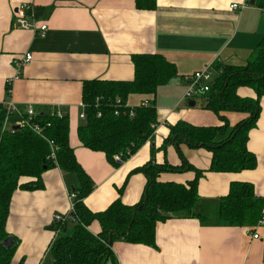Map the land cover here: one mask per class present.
Here are the masks:
<instances>
[{
    "label": "crops",
    "instance_id": "crops-1",
    "mask_svg": "<svg viewBox=\"0 0 264 264\" xmlns=\"http://www.w3.org/2000/svg\"><path fill=\"white\" fill-rule=\"evenodd\" d=\"M244 1L157 0L155 10H143L136 7V0H0V104L11 100L23 111L31 105L37 114L57 107L68 116L70 145L93 182L84 199L91 212H102L117 199L128 205L140 202L147 182L141 169L152 158V164L175 166L187 161L205 170L193 211L200 216L157 221L155 245L115 240L113 258L103 264H264V223L226 225L217 219L219 201L233 181L252 183L256 195L264 199V96L256 125L249 132L248 148L257 157L254 169L210 171L208 147L182 143L179 150L169 141L170 127L179 121L197 126L224 124L205 107L203 96L183 98L185 78L206 67L213 69L217 62L244 65L252 58L264 36V6L251 0L250 7L231 8ZM20 10L33 27L20 19ZM41 25L47 26L45 37L38 35ZM27 52L33 59L20 70L7 98L6 80L18 71L13 59ZM143 53L163 54L177 66L178 75L155 94L129 96L132 106L148 99L156 107L157 123L138 150L120 164L113 163L104 152L91 150L79 140L77 130L85 113L83 83L132 80V56ZM238 93L255 97L249 87H240ZM223 115L231 129L248 113L225 111ZM22 120L18 114L9 115L5 127L11 129ZM194 177V170L182 167L160 173L159 180L186 184ZM43 181L42 189H19L13 195L7 221L8 232L19 241L13 264H53L48 257L56 234L53 217L68 213L69 189L79 181L75 173L59 167L47 170ZM98 223L95 220L89 226L94 234L100 230ZM68 224L73 226L72 221Z\"/></svg>",
    "mask_w": 264,
    "mask_h": 264
},
{
    "label": "trees",
    "instance_id": "trees-1",
    "mask_svg": "<svg viewBox=\"0 0 264 264\" xmlns=\"http://www.w3.org/2000/svg\"><path fill=\"white\" fill-rule=\"evenodd\" d=\"M263 7L264 0H254ZM136 7L155 10L157 0H136ZM132 80H86L82 87V102L86 119L78 127L83 146L104 152L107 158L120 164L134 153L152 135L157 123L154 105L134 106L130 115L131 94H155L160 86L168 84L178 75L177 66L161 53H143L132 56ZM214 79L204 95L206 108L213 110L224 121L218 126H197L179 121L170 127L169 141L180 150L186 143L193 148L208 147L212 152L210 171L240 172L254 169L256 155L249 150V132L260 115L264 96V36L244 65L215 63ZM249 87L255 97L240 96L238 89ZM199 97V96H197ZM196 98V97H195ZM121 107L116 114V102ZM225 111H242L248 116L229 129ZM100 112V116L98 113ZM6 107L0 104V264H13L18 239L6 247L3 241L12 236L7 230L13 195L19 189L38 190L44 187L43 174L54 167L75 173L79 185L72 187L77 193L75 211L65 223H53L61 229L49 246L48 257L53 264H103L113 258L111 244L115 240L155 245L156 223L172 216L197 215L194 208L199 202L198 182L204 171L184 161L181 165H158L149 161L141 170L147 177L145 192L134 205L115 200L102 212H91L84 199L93 188V182L77 160L69 140V118L48 112L35 114L32 121L40 132L19 125L4 129ZM229 129V131H228ZM228 131V132H227ZM220 135L226 137L218 138ZM52 143V144H51ZM52 145L57 148L55 157ZM154 151V148H152ZM181 152V151H179ZM122 153L123 160L114 155ZM190 167L195 177L186 184L162 182L159 175L165 171H178ZM140 170V169H139ZM264 199L257 196L250 182L233 181L229 192L217 207V219L226 225H255L263 213ZM97 220L100 230L94 234L90 224ZM73 226L69 227L68 222ZM68 224V225H67ZM18 264H23L19 261Z\"/></svg>",
    "mask_w": 264,
    "mask_h": 264
},
{
    "label": "built area",
    "instance_id": "built-area-1",
    "mask_svg": "<svg viewBox=\"0 0 264 264\" xmlns=\"http://www.w3.org/2000/svg\"><path fill=\"white\" fill-rule=\"evenodd\" d=\"M250 2H251V0H245L243 3H240V4L239 3H233L231 5V8L232 9H238V10L244 9L249 5ZM262 11L264 13V8L262 9ZM18 14L20 15V19L24 22V24L26 26L28 25L30 27H33V25H34L33 22H27L26 20L25 21L23 20V18L27 14L25 11L20 10L18 12ZM46 30H47V26L41 25L40 30L38 32V35L41 37H45ZM32 59H33V55L31 52H27L22 56L14 57L13 63L17 67L18 71L16 72V74L13 77H10L6 80L7 98H11V95L13 92V83H14V80H16V78L19 77V75L21 73L20 70L24 66L29 64ZM185 79H186L188 84H187L186 90L184 92L183 98L188 99V100H192V99H195V97L204 95L207 91H209L211 82L214 79V72H213L212 68L206 67L204 69L197 70V71L191 73L190 75H187ZM149 104H150V101L148 99H145L141 105L147 106ZM2 105H4L6 107V110H7L6 118L12 114H18V115L23 117V120L19 125L31 127L36 132L41 131V127L32 121V118L35 116L36 113H35L34 108L31 105H29L24 110L25 112L23 110H21V108L14 101H11V100L3 102ZM83 106L85 107L84 103H83ZM116 106H117L116 114L118 113L119 108L124 107V106L127 107V105H123V104L121 106L120 100H118L116 102ZM129 107L132 108V109H130V115H133L134 114V108H133L134 106H129ZM51 114L52 115L57 114L59 116H62L63 112L59 108L55 107V108L51 109ZM98 115L100 116V112L98 113ZM81 119L82 120L86 119L85 113H82ZM5 122H6V119H5ZM5 122H4V129H7L5 127V125H6ZM19 125H16V126H19ZM13 128H11V129H13ZM56 151H57V148L54 147V145H52L53 157H55ZM127 153L129 154V156L132 155V152L130 150H128ZM122 155H123L122 153L115 154L114 159L117 160L118 162L122 161L123 160ZM69 199H70V207H69L68 213L64 214V215L59 214V213L55 214L53 217L54 223H58V224L59 223H65L67 221V219H69V220L71 219V213L73 211H75V202L77 200V193L73 190H69ZM259 222H260V224L264 223V213H262V216L260 217ZM60 230L61 229L56 230L55 233L57 234L58 232H60ZM254 236L258 237V234H255ZM41 264H44V263L42 262Z\"/></svg>",
    "mask_w": 264,
    "mask_h": 264
},
{
    "label": "water",
    "instance_id": "water-1",
    "mask_svg": "<svg viewBox=\"0 0 264 264\" xmlns=\"http://www.w3.org/2000/svg\"><path fill=\"white\" fill-rule=\"evenodd\" d=\"M251 4H254V1H251ZM190 105L191 106H194L195 105V102H190ZM18 126H14V128H17ZM14 242V238L13 236H9L8 238H6L4 241H3V244L8 247L10 246L12 243Z\"/></svg>",
    "mask_w": 264,
    "mask_h": 264
},
{
    "label": "rangeland",
    "instance_id": "rangeland-1",
    "mask_svg": "<svg viewBox=\"0 0 264 264\" xmlns=\"http://www.w3.org/2000/svg\"><path fill=\"white\" fill-rule=\"evenodd\" d=\"M249 5H250V4H249ZM249 5H248V6H249ZM252 5H253V4H251L250 6H252ZM248 6H247V7H248ZM250 6H249V7H250ZM83 121H84V120H83Z\"/></svg>",
    "mask_w": 264,
    "mask_h": 264
}]
</instances>
